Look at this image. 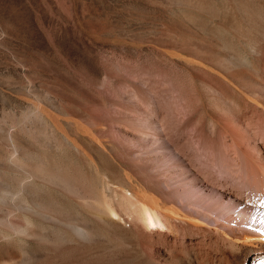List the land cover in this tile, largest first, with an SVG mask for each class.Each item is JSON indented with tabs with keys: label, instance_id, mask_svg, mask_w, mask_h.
Returning <instances> with one entry per match:
<instances>
[{
	"label": "rangeland",
	"instance_id": "obj_1",
	"mask_svg": "<svg viewBox=\"0 0 264 264\" xmlns=\"http://www.w3.org/2000/svg\"><path fill=\"white\" fill-rule=\"evenodd\" d=\"M195 1L199 5L185 0H0V176L3 171L10 181L0 179L18 189L14 173L5 167L10 133L32 154L71 169L80 179L104 168L120 170L122 159H133L148 177L169 178L195 168V177L205 174L214 184L219 172L230 176L228 186L245 199L264 205V123L254 120L249 142H225L223 125L217 123L211 130L216 102L236 111L244 107L240 89L229 80L226 86L216 83L206 62L230 52L256 65L243 46L247 38L263 44L264 35L243 21L240 10L249 9L263 25L264 4ZM36 109L52 117L47 113L33 121L28 114ZM81 111L83 119L76 118ZM101 114L115 120L111 137L124 150L104 153L79 138V122L98 123ZM76 206L68 202L77 213ZM260 212L254 214L264 225ZM16 216L11 219L21 221ZM202 241H193L197 249ZM22 247L0 231V256ZM208 250L219 262L220 254Z\"/></svg>",
	"mask_w": 264,
	"mask_h": 264
},
{
	"label": "bare ground",
	"instance_id": "obj_2",
	"mask_svg": "<svg viewBox=\"0 0 264 264\" xmlns=\"http://www.w3.org/2000/svg\"><path fill=\"white\" fill-rule=\"evenodd\" d=\"M185 1L199 5L195 0ZM248 10H240L243 21L264 35V24ZM251 39L245 40L243 49L256 65L246 56L230 52L206 61L216 83L223 86L229 80L240 89V107L245 108L236 111L216 102V110L209 116L210 128L213 131L216 123L223 125L225 142H249L247 131L254 120L264 123V43ZM252 73L257 80L253 81ZM47 113L52 117L45 109L27 114L33 120ZM102 114L98 123L82 121L83 126L79 122V138L104 153H112L115 147L124 150L111 137L115 120ZM84 116V112L75 115L78 119ZM16 139L9 133L2 141L11 150L9 158L4 157L5 167L14 173L18 189L7 183L11 173L6 179L2 171L0 178L7 182L0 179V231L12 235L23 247L0 256V264H264V225L254 214L261 211L264 216V205L245 199L228 186L230 176L211 174L217 183L210 184L205 174L195 177L194 168L180 175L173 172L169 178L165 174L148 177L139 172L133 159H122L120 170L104 168L80 179L71 169L32 154ZM20 157L30 162L24 164ZM69 201L77 205V213L68 207ZM14 215L21 221L11 219ZM199 237L205 241L197 249L193 241ZM208 249L220 254L219 262Z\"/></svg>",
	"mask_w": 264,
	"mask_h": 264
}]
</instances>
